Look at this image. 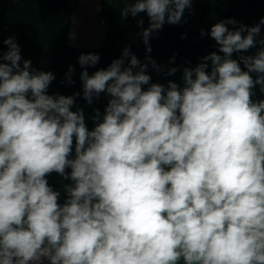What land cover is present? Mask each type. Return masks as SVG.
Returning <instances> with one entry per match:
<instances>
[{"label": "clouds", "instance_id": "9594fccd", "mask_svg": "<svg viewBox=\"0 0 264 264\" xmlns=\"http://www.w3.org/2000/svg\"><path fill=\"white\" fill-rule=\"evenodd\" d=\"M123 2V19H148L145 62L125 47L90 74L101 57L81 53L72 95L2 39L0 264H264V17L201 29L217 50L154 83L150 39L196 0ZM101 94L90 129L77 97Z\"/></svg>", "mask_w": 264, "mask_h": 264}, {"label": "trees", "instance_id": "16d2710c", "mask_svg": "<svg viewBox=\"0 0 264 264\" xmlns=\"http://www.w3.org/2000/svg\"><path fill=\"white\" fill-rule=\"evenodd\" d=\"M79 2L80 0H0V47L7 51V46L2 45V39L12 36L21 48L23 59H30L32 66L37 69L53 72L56 79L50 86V94L72 95L81 91V68L78 64L81 53L92 52L101 57L95 68L88 69L90 74L97 69L106 68L113 59L119 58L125 47H130L137 58L142 63L145 62V45L138 35L141 28L138 27L137 20L143 18V27H147L148 19L144 13L137 18L129 16L123 19L120 11L127 6L123 0H102L101 13L108 30L101 46L81 48L70 44L68 38L72 13ZM262 17L264 0H205L196 26L165 24L150 39L152 51L147 55L161 65L163 70L169 67H194L202 57L217 50L215 41L207 35L201 36V29L208 32L212 24L227 18L235 19L238 24L253 26ZM255 51L256 49H252L249 54ZM69 66L75 68L72 74L74 84L67 83L65 74ZM148 74L151 75L152 82H158L159 73L151 65ZM107 99L101 94V98L93 104L103 113ZM77 102L86 101L81 95L77 97Z\"/></svg>", "mask_w": 264, "mask_h": 264}, {"label": "crops", "instance_id": "0c3cea01", "mask_svg": "<svg viewBox=\"0 0 264 264\" xmlns=\"http://www.w3.org/2000/svg\"><path fill=\"white\" fill-rule=\"evenodd\" d=\"M101 5L102 0H80L72 13V24L68 38L70 44L81 48H89L101 46L104 43L108 27L103 23ZM182 70L178 69V72L171 77L166 76L167 70L159 72L158 83L167 84L168 80L180 82ZM77 105L84 109L88 126L91 129L93 125L90 117L93 107L96 108V106L94 104L88 106L86 102H77ZM48 180L55 188L60 189L62 187L61 178L58 175L52 174L48 177ZM61 202H63V195Z\"/></svg>", "mask_w": 264, "mask_h": 264}, {"label": "rangeland", "instance_id": "374dc122", "mask_svg": "<svg viewBox=\"0 0 264 264\" xmlns=\"http://www.w3.org/2000/svg\"><path fill=\"white\" fill-rule=\"evenodd\" d=\"M204 1L205 0H196V2H194L192 5V14L190 15L187 10L184 13V17L187 19V23L181 22L180 24L188 25V26H196L200 18V14H201ZM103 23H105L104 20H103Z\"/></svg>", "mask_w": 264, "mask_h": 264}]
</instances>
